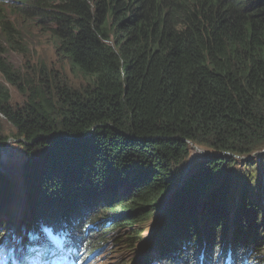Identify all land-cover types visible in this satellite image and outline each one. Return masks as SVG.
Returning a JSON list of instances; mask_svg holds the SVG:
<instances>
[{"label":"trees","instance_id":"1","mask_svg":"<svg viewBox=\"0 0 264 264\" xmlns=\"http://www.w3.org/2000/svg\"><path fill=\"white\" fill-rule=\"evenodd\" d=\"M7 4L82 84L7 60L28 54ZM0 77V149L3 121L26 158L21 207L0 172L1 264L62 227L87 264L109 241L134 249L156 217L160 251L134 264H264L261 206L228 171L264 150V0H0ZM191 145L211 155L171 192Z\"/></svg>","mask_w":264,"mask_h":264},{"label":"rangeland","instance_id":"2","mask_svg":"<svg viewBox=\"0 0 264 264\" xmlns=\"http://www.w3.org/2000/svg\"><path fill=\"white\" fill-rule=\"evenodd\" d=\"M3 6L8 16L14 19L15 22L17 21L16 27L21 31V35L24 37L26 45L28 47V54L24 58L14 52H11L6 57L7 60L15 68H23L22 70L26 71V69L24 68L25 63H28L29 67H38L42 65L45 66L47 70L55 73L56 77L61 81L62 84H69L73 87H78L80 84H82L79 81V77L75 76L69 71L70 67L68 62L56 53L50 36L46 33V31H41L39 28H34L28 22H21L22 19L19 18L18 15L12 14L6 8L10 5L7 4ZM8 89L11 95L12 106L20 107L24 102V98L21 97L14 88L8 86ZM2 125L4 128V135L8 137V140L5 146L0 149V172L7 174L8 179L13 182L14 185L18 186L16 194L19 196V192L25 189L21 187V185H19V180L23 172V170H21L20 163L21 161H23V159L26 158H24V152L21 150V146L18 140L10 137V133L13 132L11 127L3 121ZM190 152V159L182 170V176L171 184V192L172 190H176L178 186H180L183 181L187 179L192 169H194L196 163H201L202 161L208 159L206 156L201 154L203 152H208L206 151V149H190ZM232 159L236 162V165L233 166L232 169H228V171H230V181L235 180V185H240V188L238 189L240 192H248L249 197H251L255 201L257 206H261L260 214L262 212V215H264V211L262 210V205L264 204V194L261 188L264 183V150L254 152L247 157H233ZM246 164H249V166H247ZM251 185L254 189L250 188ZM259 187V191L255 192ZM21 200H19L18 207H21ZM168 205L169 202L166 203V207ZM14 217L16 220L18 218V215H15ZM155 219H157V217L154 218L153 221L148 222L149 225H147V229L149 230L141 234L142 242H137L134 249H127L123 248V246H116V242L109 241L107 245L101 247L100 250L95 254H90L91 257L88 260L87 264H114L116 262H120L119 264H134L136 258L144 250V247L145 249H147V252H150V244L148 241L152 240L153 238L154 232L152 227L157 223V220ZM261 219L264 221V216H261ZM263 230L264 224L262 223V227L259 231L262 232ZM148 231L151 232L149 233ZM89 235L90 233L86 236ZM231 236V233L228 232L226 240L229 241V239H231ZM221 238L223 237L219 235L216 236L217 240H220ZM41 240L42 238H40L39 241ZM40 244L42 246L44 245L42 241L40 242ZM155 254L156 252H150V255L152 256H154ZM25 264H29V262L26 261Z\"/></svg>","mask_w":264,"mask_h":264},{"label":"bare ground","instance_id":"3","mask_svg":"<svg viewBox=\"0 0 264 264\" xmlns=\"http://www.w3.org/2000/svg\"><path fill=\"white\" fill-rule=\"evenodd\" d=\"M7 8V7H6ZM8 18V17H7ZM15 22V21H14ZM17 22V21H16ZM12 25V24H11ZM192 148V147H191ZM19 195H20V199H22L23 198V195H24V192L21 190L20 192H19ZM22 201V200H21ZM153 232H154V230H153ZM9 233H10V236H13L14 237V234L12 233V231H9ZM7 240H8V242L9 243H11V245H8L7 247H6V249L7 250H9L10 251V253H13V252H16L17 250H21V251H23L24 250V248L22 249V248H20V247H12V245H13V242H14V239L12 238H10V237H5ZM16 240V242H18L17 241V239H15ZM15 242V243H16ZM149 242V244H150V249H149V251L150 252H158V251H160V246L159 247H157V245L156 244H153L152 242H150V240L148 241ZM36 243H39V245H40V242L37 240V242ZM17 246H18V244H17ZM144 249H145V247H144ZM46 250H48V248H45V249H38V254L40 255V256H42L43 254H44V252L46 251ZM100 250V248H94L93 249V252H92V254H95L97 251H99ZM73 251V250H72ZM75 251V250H74ZM223 254V253H222ZM23 256V258H24V260H26V261H28L29 262V264H32L35 260H38L39 258L41 259L40 261H42L43 260V258H45L46 257V255H45V257H36V256H34V257H32V259H30V258H28V257H26V256H24V255H22ZM91 257V256H90ZM139 257L140 256H138L137 258H136V260H135V263L138 261V259H139ZM10 259H12V257L10 256ZM229 259H231L230 257H229ZM17 262H18V260H17ZM120 262H116V263H114V264H119ZM222 263H226V260H223L222 261ZM14 264H18V263H14ZM36 264H45L44 262H42V263H36ZM228 264V263H227Z\"/></svg>","mask_w":264,"mask_h":264},{"label":"water","instance_id":"4","mask_svg":"<svg viewBox=\"0 0 264 264\" xmlns=\"http://www.w3.org/2000/svg\"><path fill=\"white\" fill-rule=\"evenodd\" d=\"M191 147H192V150H195V149H198L196 146H194V145H191ZM202 155H204V156H206V157H208V156H210L211 154H209L208 152H203V153H201Z\"/></svg>","mask_w":264,"mask_h":264}]
</instances>
